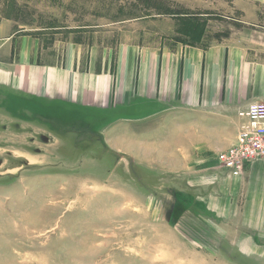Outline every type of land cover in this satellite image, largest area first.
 Here are the masks:
<instances>
[{"label":"rangeland","instance_id":"374dc122","mask_svg":"<svg viewBox=\"0 0 264 264\" xmlns=\"http://www.w3.org/2000/svg\"><path fill=\"white\" fill-rule=\"evenodd\" d=\"M5 12L59 47L264 31L260 0H0ZM20 101L0 104V264H264V234L223 216L202 180L132 164L97 114Z\"/></svg>","mask_w":264,"mask_h":264},{"label":"crops","instance_id":"0c3cea01","mask_svg":"<svg viewBox=\"0 0 264 264\" xmlns=\"http://www.w3.org/2000/svg\"><path fill=\"white\" fill-rule=\"evenodd\" d=\"M5 15L0 104L13 110L25 98L27 111L37 102L38 111L49 103L97 114L111 148L132 164L178 172V187L202 180L223 216L264 234V159L248 162L242 174L218 159L236 142L249 105L264 102L263 30L208 44L124 42L114 51L43 42L21 30L15 14Z\"/></svg>","mask_w":264,"mask_h":264},{"label":"built area","instance_id":"2783aa9c","mask_svg":"<svg viewBox=\"0 0 264 264\" xmlns=\"http://www.w3.org/2000/svg\"><path fill=\"white\" fill-rule=\"evenodd\" d=\"M243 116L236 142L218 153L221 165L235 174H242L248 162L264 159V102L251 103Z\"/></svg>","mask_w":264,"mask_h":264}]
</instances>
